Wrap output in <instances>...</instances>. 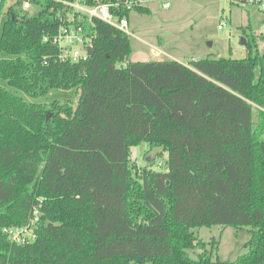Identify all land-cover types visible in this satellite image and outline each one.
Listing matches in <instances>:
<instances>
[{
    "label": "trees",
    "instance_id": "16d2710c",
    "mask_svg": "<svg viewBox=\"0 0 264 264\" xmlns=\"http://www.w3.org/2000/svg\"><path fill=\"white\" fill-rule=\"evenodd\" d=\"M83 1L118 19L148 12ZM68 12L0 0V264H264V35L241 60L131 62L128 35L94 19L89 58L71 63L43 41ZM54 90L76 99L19 95ZM142 147L159 161L136 166ZM26 226L28 244L3 232ZM212 226L247 229V252L213 260L216 241L193 232Z\"/></svg>",
    "mask_w": 264,
    "mask_h": 264
},
{
    "label": "rangeland",
    "instance_id": "374dc122",
    "mask_svg": "<svg viewBox=\"0 0 264 264\" xmlns=\"http://www.w3.org/2000/svg\"><path fill=\"white\" fill-rule=\"evenodd\" d=\"M170 7L165 10L164 5L154 2L155 16L142 23L140 14L132 12L130 15L131 31L135 35H128L131 62L150 61H176L189 64L192 61L207 58H231L241 60L246 57L245 47L241 40L253 35H264V19L256 6L244 4L237 6L230 0H170ZM10 2L6 4V8ZM30 14L37 11L30 8ZM6 19L0 16V26ZM137 26L136 28H132ZM161 39L165 54L154 57L150 53L147 43L156 45L155 40ZM258 50L264 53V39H256ZM5 54L0 53V58ZM0 86L6 87L4 80L0 79ZM19 95L26 102L46 101H75V90H54L45 98L33 100L22 93ZM160 151H150L147 147L133 148L132 159L136 166H148ZM157 160V161H156ZM159 159H155L158 162ZM157 168V164L152 165ZM194 234L205 242L216 241V250L213 260L234 261L247 252L245 247L250 239L247 229L236 230L231 227L222 228L212 226L194 229ZM192 259H197L199 251H189Z\"/></svg>",
    "mask_w": 264,
    "mask_h": 264
},
{
    "label": "built area",
    "instance_id": "2783aa9c",
    "mask_svg": "<svg viewBox=\"0 0 264 264\" xmlns=\"http://www.w3.org/2000/svg\"><path fill=\"white\" fill-rule=\"evenodd\" d=\"M70 8L63 18H60L58 32L53 37H44L43 41H50L58 46V59L63 62L79 63L89 58V51L93 47L94 33L89 31L92 20L97 19L128 35V22L125 17L118 19L112 12L111 4L88 5L83 0H59ZM165 8L170 0H162ZM242 4L256 6L264 19V0H233ZM139 0H125V6L130 9L137 6ZM29 2L23 3V9L29 10ZM35 221V220H34ZM32 221L31 223H34ZM30 223V224H31ZM33 226V224H32ZM9 238L17 244H28L34 239L32 227L3 229Z\"/></svg>",
    "mask_w": 264,
    "mask_h": 264
},
{
    "label": "crops",
    "instance_id": "0c3cea01",
    "mask_svg": "<svg viewBox=\"0 0 264 264\" xmlns=\"http://www.w3.org/2000/svg\"><path fill=\"white\" fill-rule=\"evenodd\" d=\"M154 2H158V3H161V6L163 7V1L162 0H139L138 2V5L137 6H140L142 8H145L147 9V13L145 14H140V18H142V23H146V21L148 19H151L152 17H154L156 14H155V10L153 9V3ZM170 7V2H169V6L167 8H164L165 10H168V8ZM132 12H135V11H131L130 14L128 15V17L126 18L127 19V22H128V35L132 34V35H135V31H131L129 29V26H130V15ZM138 13V12H137ZM137 26H133L132 28H136ZM156 45H152L151 43H147L149 46H150V53L154 56V57H157V56H160L161 54H165L163 49H162V43H161V39L158 37L156 40ZM146 62V61H145ZM183 64V63H181ZM184 65H187V64H184Z\"/></svg>",
    "mask_w": 264,
    "mask_h": 264
},
{
    "label": "water",
    "instance_id": "95a60500",
    "mask_svg": "<svg viewBox=\"0 0 264 264\" xmlns=\"http://www.w3.org/2000/svg\"><path fill=\"white\" fill-rule=\"evenodd\" d=\"M245 44H246V40L243 38V39L241 40V45H242V46H245Z\"/></svg>",
    "mask_w": 264,
    "mask_h": 264
}]
</instances>
